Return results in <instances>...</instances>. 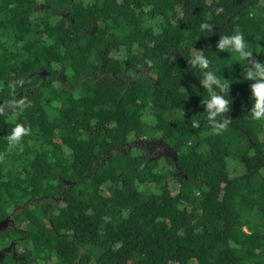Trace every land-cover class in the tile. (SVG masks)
Instances as JSON below:
<instances>
[{
  "label": "trees",
  "instance_id": "16d2710c",
  "mask_svg": "<svg viewBox=\"0 0 264 264\" xmlns=\"http://www.w3.org/2000/svg\"><path fill=\"white\" fill-rule=\"evenodd\" d=\"M236 33L264 62V0H0V104L24 100L0 115V264H264V120L217 48ZM204 71L230 84L220 132Z\"/></svg>",
  "mask_w": 264,
  "mask_h": 264
},
{
  "label": "clouds",
  "instance_id": "9594fccd",
  "mask_svg": "<svg viewBox=\"0 0 264 264\" xmlns=\"http://www.w3.org/2000/svg\"><path fill=\"white\" fill-rule=\"evenodd\" d=\"M223 12V8H217L216 13L219 15ZM207 29L209 32H213L211 24L204 23L201 25V30ZM217 48L220 51H233L239 54L240 59L248 60L251 67L247 68L244 78L246 80L255 81L251 84L252 97L255 101L254 106L251 109L252 118L255 120H264V62L255 60L253 52L247 50V45L242 33H236L231 36H220ZM188 63L193 68L199 67L201 70L208 69L210 61L202 52H194L193 56ZM200 85L208 92L210 98L203 99L202 103L205 106L207 112V119L213 126V129L217 132L224 130L229 119L217 120V117H224L226 113L230 111L231 100L227 97V93L230 91V84L222 81L218 78L213 71H204ZM17 86L22 87L23 81L12 82L9 84V88L13 94L16 92ZM219 89V93L216 91ZM24 106V100L11 99L4 104H0V115H4L6 111H15L22 109ZM193 127H199V121H193ZM30 134V128L24 125H16L12 129L7 139L9 142V149L11 150L16 145L20 144L25 135Z\"/></svg>",
  "mask_w": 264,
  "mask_h": 264
},
{
  "label": "rangeland",
  "instance_id": "374dc122",
  "mask_svg": "<svg viewBox=\"0 0 264 264\" xmlns=\"http://www.w3.org/2000/svg\"><path fill=\"white\" fill-rule=\"evenodd\" d=\"M145 70L139 69L136 70V73L130 74L127 73L126 77L128 79H132L134 77H143L145 76ZM132 145H140L143 147L147 153V156L149 158L156 157V156H162L164 154H169L174 156V151L172 148L168 147L166 144H164L161 140H148L144 141L141 139H136ZM231 160V159H230ZM176 190V189H175ZM8 224L7 225H2L0 224V233L6 229H8Z\"/></svg>",
  "mask_w": 264,
  "mask_h": 264
},
{
  "label": "water",
  "instance_id": "95a60500",
  "mask_svg": "<svg viewBox=\"0 0 264 264\" xmlns=\"http://www.w3.org/2000/svg\"><path fill=\"white\" fill-rule=\"evenodd\" d=\"M174 159H176V153L175 152H174ZM8 222H10L12 224V220L9 217L0 221V224L7 225ZM14 246H15V244L13 242H11L9 246L0 250V259H2L4 257L6 252L7 253L11 252L12 248L14 249ZM13 254H15V253H13Z\"/></svg>",
  "mask_w": 264,
  "mask_h": 264
}]
</instances>
